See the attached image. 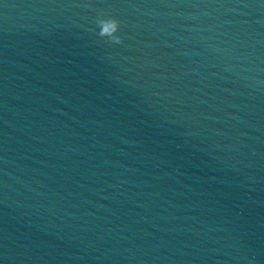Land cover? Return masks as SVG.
<instances>
[{
	"label": "water",
	"instance_id": "water-1",
	"mask_svg": "<svg viewBox=\"0 0 264 264\" xmlns=\"http://www.w3.org/2000/svg\"><path fill=\"white\" fill-rule=\"evenodd\" d=\"M0 264H264V0H0Z\"/></svg>",
	"mask_w": 264,
	"mask_h": 264
},
{
	"label": "clouds",
	"instance_id": "clouds-1",
	"mask_svg": "<svg viewBox=\"0 0 264 264\" xmlns=\"http://www.w3.org/2000/svg\"><path fill=\"white\" fill-rule=\"evenodd\" d=\"M95 28L98 29L97 35L102 40H106L111 45L119 46L123 44V39L119 35L121 23L112 16H106L103 11H98L95 20Z\"/></svg>",
	"mask_w": 264,
	"mask_h": 264
}]
</instances>
